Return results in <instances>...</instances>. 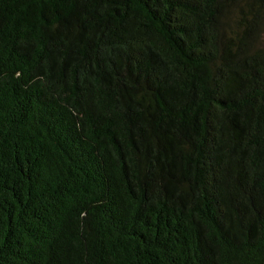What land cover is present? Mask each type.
I'll return each instance as SVG.
<instances>
[{
	"label": "trees",
	"instance_id": "trees-1",
	"mask_svg": "<svg viewBox=\"0 0 264 264\" xmlns=\"http://www.w3.org/2000/svg\"><path fill=\"white\" fill-rule=\"evenodd\" d=\"M0 264H264V0H0Z\"/></svg>",
	"mask_w": 264,
	"mask_h": 264
}]
</instances>
